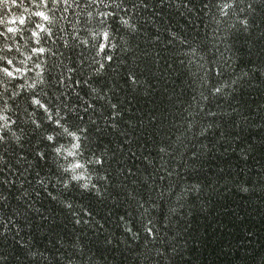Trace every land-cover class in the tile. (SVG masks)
<instances>
[{"label": "clouds", "instance_id": "obj_1", "mask_svg": "<svg viewBox=\"0 0 264 264\" xmlns=\"http://www.w3.org/2000/svg\"><path fill=\"white\" fill-rule=\"evenodd\" d=\"M174 2L179 8L178 0ZM140 7H147L143 0L139 4H128L125 0H0V172L27 178L35 171L32 191L36 197L42 193L49 197L77 226L83 220L92 227L91 220L85 219L91 218L92 213L73 199L72 193L103 199L113 183L108 164L115 154L97 147L99 136H93L89 128L96 125L97 134L104 127L116 131L118 119L124 117L120 104L113 102L111 95L114 91L119 94V90L111 83L103 89L99 84L109 72L114 76L123 74L130 92L146 97L156 90L160 79L167 83L168 71L159 66V60L130 46L129 37L140 31L135 20L136 9ZM255 11L250 0H205L195 13H202L206 25L205 45L184 49L186 59L180 61L192 93L191 102L183 104L184 119L174 122L176 132L166 143L157 145L159 160L145 156V163H155L161 173L160 183L155 179L148 181L145 176L143 183L151 193L148 199L136 196L131 190L128 192L143 218V233L154 245L143 256L148 264H159L160 256L176 251L177 218L190 216L193 201H201L210 194L211 189L198 179L187 178L199 171V165L189 166L185 153L194 138H203L214 130L215 118L236 114L238 109L230 101L254 79L255 72L239 68L234 43L236 37L254 32ZM172 39L186 43L176 34H172ZM150 57L155 61L151 66L147 63ZM81 88L87 92H81ZM72 97H78L80 103H71ZM173 99L174 94L166 92V100ZM213 100L215 109L210 107ZM94 101L110 109L102 123L89 112L103 115V108H98ZM176 104L177 108L181 107L180 102ZM81 113H89V122H85ZM156 120V116H149L139 123L154 124ZM125 123L134 126L130 121ZM37 133L39 138L33 145L35 155L29 159L25 152L27 142ZM200 149L208 151L204 144L197 151ZM241 152L242 158L247 159L245 150ZM37 158L40 164L47 165L44 173L38 170ZM196 158L197 153H193L192 159ZM22 162L28 167L24 168ZM13 165H19L23 172ZM119 175H125L123 167ZM127 175L134 173L128 169ZM0 183L11 190L10 186L17 181L11 177L0 178ZM132 183L135 185L136 181ZM23 186L24 181H19L18 187ZM241 191L247 194L249 188L243 186ZM6 199L7 195L0 202ZM18 199L30 201L27 204L30 211L42 212L35 207L28 189ZM161 211L166 213L163 226L174 233L167 239L157 224V214ZM120 220L122 230L138 241L141 232L135 231L123 216ZM0 222L4 224L0 235L10 234L9 223L19 234V225L11 218ZM97 223L100 228L104 227L100 221ZM108 243H112L111 239ZM169 244L172 248L166 254L164 247ZM23 247L32 264H102L78 238L65 241L61 237L56 241L55 262L47 251L35 246L29 248L26 243ZM11 261L7 253L0 256V264H11Z\"/></svg>", "mask_w": 264, "mask_h": 264}, {"label": "trees", "instance_id": "obj_2", "mask_svg": "<svg viewBox=\"0 0 264 264\" xmlns=\"http://www.w3.org/2000/svg\"><path fill=\"white\" fill-rule=\"evenodd\" d=\"M125 2L139 4L140 0ZM178 2L179 8L174 0H143L147 7L136 9L135 16L140 31L129 37L130 46L136 52L151 53L159 60V66L167 69V83L160 79L156 90L142 97L130 92L123 74L114 76L109 72L102 84L97 82L102 89L108 88L111 83L119 90V94L114 91L111 95L113 102L120 104L119 110L124 112V117L118 119L119 128L116 131L104 127L97 134L96 125L89 128L93 136H99L97 147L115 154L108 164L113 183L103 199L72 193L73 199L92 213L91 218L85 217L91 220L92 227L85 225L83 220L80 226L75 225L73 218L43 193L37 198L32 191L35 171L27 178L19 174L13 176L11 172L5 176L4 172H0V178L11 177L17 181L10 186L11 190L0 183V200L7 195V199L0 202V221L11 218L19 225L18 235L11 223L10 234L0 235V256L9 254L11 264H32L25 256V243L29 248L35 246L51 253L55 262L56 241L61 237L65 241L78 238L102 264H148L143 256L154 245L143 233V218L128 192L131 190L136 196L148 199L151 193L143 183L145 176L148 181L155 179L156 183H160L161 173L155 163H145V156L149 160H159L157 145L166 143L168 137L176 132L174 122L184 119L183 104L191 102L192 93L180 61L186 59L184 49L202 48L206 41L202 13L195 14L205 0ZM250 2L255 5L252 22L257 27L251 35L235 38L234 51L239 68L255 72L254 79L250 86L243 88L230 101L238 109L236 114L230 118H215L214 130L203 138H194L189 151L185 153L189 166L199 165V171L187 178L198 179L211 191L201 201H193L190 216L177 218L175 231L179 235L175 240L176 251L160 256L159 264H264V0ZM172 34L182 37L186 43L172 39ZM154 62L150 57L147 63L151 66ZM80 91L87 92L84 88ZM166 92L174 94V99L167 101ZM176 102H180V108H177ZM71 103L79 104V98L72 97ZM93 103L103 108V115L93 110L89 112L102 123L110 109L98 101ZM210 107L215 109V100L210 101ZM81 115H84L85 122H89V113ZM149 116H156V123H139ZM70 119L78 120L71 116ZM125 121L132 122L134 126L129 127ZM38 138L39 133L27 142L25 152L29 159L35 155L33 145ZM201 144L207 146V152L203 149L197 151ZM242 149L247 153V159L242 158ZM193 153H197L196 159H192ZM22 164L24 168L28 167L26 162ZM13 167L23 172L19 165ZM37 167L44 173L47 165L40 164L37 158ZM120 167L125 170L124 176L119 175ZM181 167H184L183 163ZM128 169L134 175L128 176ZM21 180L24 181L23 188L18 187ZM133 180L136 181L135 185ZM243 186L249 188L247 194L241 191ZM25 189L29 190L35 207L42 212L30 211L27 206L30 201L21 202L18 199ZM165 214L164 211L157 214V224L162 233L167 234L164 236L167 239L174 233L163 226ZM121 216L132 224L135 231L141 232L138 241L122 230ZM97 221L103 223L104 227L100 228ZM3 228L4 224L0 222V232ZM109 239L111 244L108 243ZM171 248V244L165 246L164 252L169 253Z\"/></svg>", "mask_w": 264, "mask_h": 264}]
</instances>
